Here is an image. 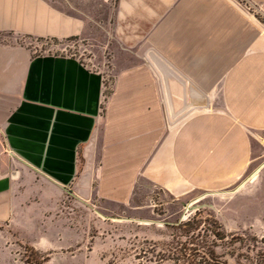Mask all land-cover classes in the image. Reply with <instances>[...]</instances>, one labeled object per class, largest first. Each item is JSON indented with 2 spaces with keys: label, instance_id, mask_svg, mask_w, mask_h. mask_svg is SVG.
Wrapping results in <instances>:
<instances>
[{
  "label": "crops",
  "instance_id": "0c3cea01",
  "mask_svg": "<svg viewBox=\"0 0 264 264\" xmlns=\"http://www.w3.org/2000/svg\"><path fill=\"white\" fill-rule=\"evenodd\" d=\"M106 37L104 78L26 40ZM264 171V0H0V238L35 250L65 201L142 183L216 193ZM31 238V239H30Z\"/></svg>",
  "mask_w": 264,
  "mask_h": 264
},
{
  "label": "rangeland",
  "instance_id": "374dc122",
  "mask_svg": "<svg viewBox=\"0 0 264 264\" xmlns=\"http://www.w3.org/2000/svg\"><path fill=\"white\" fill-rule=\"evenodd\" d=\"M106 37L80 41L26 40L35 55L61 54L78 58L104 78L102 109L114 80L134 66L129 51L109 47ZM248 174L235 186L216 193L180 189L169 192L142 183L125 207L92 201L87 206L65 201L41 250L15 239L0 238V264H188L182 257L189 236H204L216 222L228 234L264 239V171ZM191 220L189 228L181 227ZM31 239V238H30ZM27 247V249L25 248ZM218 256L235 264L225 248ZM43 260H46L45 262Z\"/></svg>",
  "mask_w": 264,
  "mask_h": 264
},
{
  "label": "trees",
  "instance_id": "16d2710c",
  "mask_svg": "<svg viewBox=\"0 0 264 264\" xmlns=\"http://www.w3.org/2000/svg\"><path fill=\"white\" fill-rule=\"evenodd\" d=\"M71 40L74 38H69L67 41ZM190 224L191 220L182 224L181 227L189 228ZM213 227L204 236L200 234L189 236V231L197 229L193 227L185 232V243L191 247L184 248L182 257L188 264H228L226 260H222L223 258L216 254L215 249L218 247L225 248L226 255L233 258L235 264H264L263 238L258 239L249 234L242 236L228 234L216 222ZM25 248L27 249V247Z\"/></svg>",
  "mask_w": 264,
  "mask_h": 264
}]
</instances>
